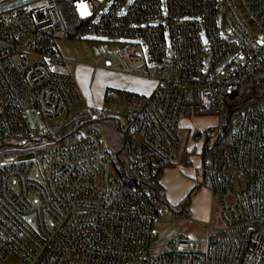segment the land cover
<instances>
[{
    "label": "built area",
    "instance_id": "obj_1",
    "mask_svg": "<svg viewBox=\"0 0 264 264\" xmlns=\"http://www.w3.org/2000/svg\"><path fill=\"white\" fill-rule=\"evenodd\" d=\"M80 34L118 41L121 72L155 84L146 95L105 92L132 109L113 162L95 130L62 134L65 125L38 137L22 114L102 112L74 74L55 70L75 69L77 55L68 61L55 44ZM253 89L264 90V0H0V146L43 141L38 158L0 159V264H264V105L233 124ZM196 109L217 123L184 141L181 120ZM65 134L74 141L61 143ZM189 140L200 148L188 150ZM194 154L195 187L212 202L220 194L217 236L211 227L206 243L178 234L155 254L154 223L167 204L157 172L193 167Z\"/></svg>",
    "mask_w": 264,
    "mask_h": 264
},
{
    "label": "rangeland",
    "instance_id": "obj_2",
    "mask_svg": "<svg viewBox=\"0 0 264 264\" xmlns=\"http://www.w3.org/2000/svg\"><path fill=\"white\" fill-rule=\"evenodd\" d=\"M57 39H59V36ZM121 47L122 45L118 41L108 36L97 34H80L78 37H68L66 44L60 40H57L55 44V49L60 52L64 58L74 59L76 54L79 62L75 70H73V65L71 63H67L64 66H57L55 68L56 72L64 76H71L74 74L80 88L98 97V100L94 102L96 106H98L95 110H102V112L99 114L92 110L90 112L88 111L84 130L93 129L100 135L105 149L111 155L112 162L116 160L124 148L132 109L125 106L121 100L103 101L101 95L106 91V88H115L117 86L118 88H123L125 77H121L123 76L121 72L123 70L118 56V51ZM69 64L72 66L68 67L67 65ZM70 69L72 73H70ZM126 80H128V89L144 93L155 86L152 81L143 80L136 82L130 78ZM114 81H117V83L115 84ZM84 110V105H78L67 111L64 116L57 120L39 119L33 107L24 108L22 114L30 130L35 132L38 137L43 136L46 138V133L56 128L65 125L72 128V121L77 120V117L82 114ZM97 116L98 120L94 121ZM216 123L217 119L213 116H205L202 118L193 116L184 117L181 120V126L183 128L181 137L185 141L189 129H198V131H200L206 127L214 126ZM205 138L206 137H204V139ZM42 145L43 141L38 140L24 144L18 142V145L16 143H11L0 146V159L8 161L28 152H33L36 158H38L42 151ZM194 146L199 149L200 143L195 144L189 140L187 149L190 150ZM183 147L184 145H182V148ZM188 156L189 155L186 154L187 158ZM176 160H178V158ZM192 165L193 167H166L164 171L161 184L165 192L167 204H164L165 212L161 219L156 220L154 223V231L157 234L155 244L159 246V249L154 251L155 254L168 252V242L178 234L186 239L199 240L206 243L208 228L211 227L213 229V234L217 236V229L220 227L219 223L221 222L220 194L218 193L215 200L213 202L211 201L213 205L211 210L212 222L210 223L211 216H209L208 220L203 216L204 214H208L207 203L209 196L204 194L205 187L194 188L196 186L195 180L201 181V161L199 156L193 155ZM35 170H39L37 161ZM188 186H191V188ZM186 197L188 203L190 202L186 208L187 215L184 216L179 213H174L175 211L170 208L169 204L172 206L175 204L178 205L184 198L186 199ZM204 203H206V207H204ZM179 219L180 222L178 223L177 220ZM6 264L20 263L10 260Z\"/></svg>",
    "mask_w": 264,
    "mask_h": 264
},
{
    "label": "trees",
    "instance_id": "obj_3",
    "mask_svg": "<svg viewBox=\"0 0 264 264\" xmlns=\"http://www.w3.org/2000/svg\"><path fill=\"white\" fill-rule=\"evenodd\" d=\"M250 105H264V90L262 89H253L249 94H247V96L238 104H236L234 106L233 109H235L237 111V118L234 119L233 124H235L236 122L239 121V117L242 113V111H244V109ZM195 115L197 117H202V116H208V113L202 112L201 110L196 109L195 111ZM87 116L88 113L83 112L82 114H80L77 118V120L72 121V128H70V126H66L63 130H62V134L66 133V131L69 130H75V129H84V125L86 124V120H87ZM73 142L74 139L70 138V136L68 135H64L62 137V142L61 143H67V142ZM174 165L171 164H163L160 169L157 172V184L155 185L156 189L158 190V192L165 197V192L164 189L162 187V185L158 184L159 180L161 179V177L164 174V171L166 169V167H172ZM184 166L186 167H190V163H188V161L186 162V164H184ZM194 188H198V187H194ZM190 204V202L188 203L187 201V197L186 199L182 200L177 206H170L171 209H173L175 212L177 213H181L182 210L186 209L187 206Z\"/></svg>",
    "mask_w": 264,
    "mask_h": 264
},
{
    "label": "crops",
    "instance_id": "obj_4",
    "mask_svg": "<svg viewBox=\"0 0 264 264\" xmlns=\"http://www.w3.org/2000/svg\"><path fill=\"white\" fill-rule=\"evenodd\" d=\"M66 59V58H65ZM68 61H71L72 59H67ZM67 64V63H66ZM64 66V65H63ZM68 67H71L72 65L71 64H69V65H67ZM73 70H75L74 69V67H73ZM62 72H64V71H62ZM70 73H72L71 72V69H70ZM123 74V73H122ZM121 77H125L124 79V85H123V88H118V86L117 87H115V88H106L105 90L107 91V90H109V89H117V90H121V91H126V92H130V93H135V94H140V95H146V94H149L151 91H152V89H150L149 91H147V92H140V91H135V90H133V89H128L127 88V86H128V80H126L127 78H130L131 80H133V81H136V82H138V81H143V80H141V79H137V78H134V77H131V76H127V75H124L123 74V76H121ZM145 81V80H144ZM115 82V84L117 83V81H114ZM82 89V88H81ZM106 91H104V93L101 95V98L103 99V101H105L104 100V95H105V92ZM82 92H83V94H84V97L86 98V100L88 101V103H89V105L93 108V109H97L98 108V106H96V104L94 103V102H96L97 100H98V97L97 96H95L94 94H92V93H88L87 91H85V90H83L82 89ZM199 118H202V117H199ZM163 177V176H162ZM162 177H161V179H160V181H159V183H160V185H162L161 184V181H162ZM184 183V182H183ZM194 186V185H193ZM188 187H190L191 188V186H188ZM204 194H206V195H208L209 196V199H208V203H207V206H208V214L206 215V214H204L203 216H204V218L206 219V220H208V218H209V216H211V210H212V203H211V192L208 190V189H204ZM185 199V198H184ZM204 205V207H206V203H204L203 204ZM172 206V205H171ZM174 206H177V204H175V205H173V207ZM203 207V208H204Z\"/></svg>",
    "mask_w": 264,
    "mask_h": 264
},
{
    "label": "water",
    "instance_id": "obj_5",
    "mask_svg": "<svg viewBox=\"0 0 264 264\" xmlns=\"http://www.w3.org/2000/svg\"><path fill=\"white\" fill-rule=\"evenodd\" d=\"M201 138V134L200 133H198L197 135H196V139L197 140H199ZM34 157V155L33 154H29V155H22V156H19L18 158H17V160L18 161H22V160H29V159H32ZM3 161L2 160H0V164L2 163Z\"/></svg>",
    "mask_w": 264,
    "mask_h": 264
},
{
    "label": "snow or ice",
    "instance_id": "obj_6",
    "mask_svg": "<svg viewBox=\"0 0 264 264\" xmlns=\"http://www.w3.org/2000/svg\"><path fill=\"white\" fill-rule=\"evenodd\" d=\"M83 7V6H82Z\"/></svg>",
    "mask_w": 264,
    "mask_h": 264
}]
</instances>
